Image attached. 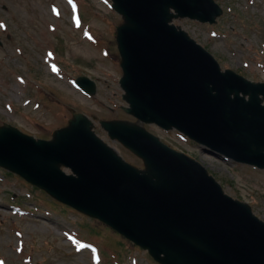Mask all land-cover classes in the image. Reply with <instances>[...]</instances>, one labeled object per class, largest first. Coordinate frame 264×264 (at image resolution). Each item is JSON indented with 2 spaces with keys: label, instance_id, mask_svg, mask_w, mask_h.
Returning <instances> with one entry per match:
<instances>
[{
  "label": "water",
  "instance_id": "95a60500",
  "mask_svg": "<svg viewBox=\"0 0 264 264\" xmlns=\"http://www.w3.org/2000/svg\"><path fill=\"white\" fill-rule=\"evenodd\" d=\"M113 7L124 18L116 39L125 111L264 167V82L221 71L209 52L168 24L177 16L214 22L221 8L213 0H113ZM76 81L94 93L89 79ZM72 115L50 140L0 127V164L103 220L162 264H264V221L225 194L201 164L137 123L101 121L143 159L139 169L100 139L85 115Z\"/></svg>",
  "mask_w": 264,
  "mask_h": 264
},
{
  "label": "rangeland",
  "instance_id": "374dc122",
  "mask_svg": "<svg viewBox=\"0 0 264 264\" xmlns=\"http://www.w3.org/2000/svg\"><path fill=\"white\" fill-rule=\"evenodd\" d=\"M215 1L223 13L214 24L188 18L174 24L212 53L221 69L264 81V0ZM121 20L111 0H0V125L49 138L74 109L91 118L97 135L124 159L142 165L98 122L133 119L122 109L118 83L114 33ZM79 75L96 82L94 95L76 87ZM145 127L198 160L225 193L246 201L264 220V169L210 152L174 129ZM0 264L158 263L105 224L0 168Z\"/></svg>",
  "mask_w": 264,
  "mask_h": 264
},
{
  "label": "snow or ice",
  "instance_id": "6c2138e0",
  "mask_svg": "<svg viewBox=\"0 0 264 264\" xmlns=\"http://www.w3.org/2000/svg\"><path fill=\"white\" fill-rule=\"evenodd\" d=\"M0 26H2V25H0ZM81 247H83V245H81Z\"/></svg>",
  "mask_w": 264,
  "mask_h": 264
}]
</instances>
